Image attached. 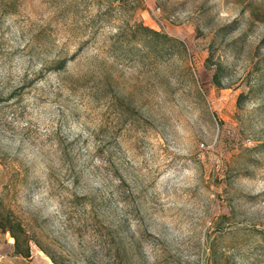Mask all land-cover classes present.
<instances>
[{
  "label": "rangeland",
  "instance_id": "rangeland-1",
  "mask_svg": "<svg viewBox=\"0 0 264 264\" xmlns=\"http://www.w3.org/2000/svg\"><path fill=\"white\" fill-rule=\"evenodd\" d=\"M0 218L2 264H264V0H0Z\"/></svg>",
  "mask_w": 264,
  "mask_h": 264
},
{
  "label": "trees",
  "instance_id": "trees-1",
  "mask_svg": "<svg viewBox=\"0 0 264 264\" xmlns=\"http://www.w3.org/2000/svg\"><path fill=\"white\" fill-rule=\"evenodd\" d=\"M136 26L145 30L148 34L147 35L148 38H152V37L160 35V33L158 31H156L152 28H149L147 26H143L141 24H136ZM163 37L167 38V36H165L164 34H163ZM61 65L62 64H59V66H57L58 68H55V69H59L60 67H62ZM12 223L13 222L9 218H6L4 220H2L0 218V229L3 232L9 231L11 238H13V240H14L13 244H14L15 254L22 255L24 257L30 256V239H29V237L27 236V234H25L23 227L19 223H16L15 226L17 227L18 231L20 233H23V234H18V232L14 229V224H12ZM46 254L51 258V260L54 264H58V262L54 258H52L48 253H46Z\"/></svg>",
  "mask_w": 264,
  "mask_h": 264
},
{
  "label": "built area",
  "instance_id": "built-area-1",
  "mask_svg": "<svg viewBox=\"0 0 264 264\" xmlns=\"http://www.w3.org/2000/svg\"><path fill=\"white\" fill-rule=\"evenodd\" d=\"M0 264H2L1 259H0Z\"/></svg>",
  "mask_w": 264,
  "mask_h": 264
},
{
  "label": "bare ground",
  "instance_id": "bare-ground-1",
  "mask_svg": "<svg viewBox=\"0 0 264 264\" xmlns=\"http://www.w3.org/2000/svg\"><path fill=\"white\" fill-rule=\"evenodd\" d=\"M41 253V252H40ZM42 254V253H41ZM43 255V254H42Z\"/></svg>",
  "mask_w": 264,
  "mask_h": 264
}]
</instances>
